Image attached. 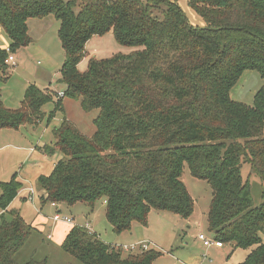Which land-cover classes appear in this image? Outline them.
Wrapping results in <instances>:
<instances>
[{
	"label": "trees",
	"instance_id": "obj_1",
	"mask_svg": "<svg viewBox=\"0 0 264 264\" xmlns=\"http://www.w3.org/2000/svg\"><path fill=\"white\" fill-rule=\"evenodd\" d=\"M177 2L0 0V28L9 41L8 52L0 46L1 80L15 65L6 62L9 54L32 42L31 19L55 18L64 52L62 95L28 85L16 110L0 98V129L38 123L52 102L50 121L63 99L96 111L91 135L64 117L52 145L40 148L61 157L35 182L40 206L61 215L62 206L92 210L103 201L116 234L134 223L146 226L151 211L188 219L194 200L181 180L186 165L211 189L206 221L213 241L249 250L241 264H264V192L254 206L249 183L251 175L264 183V0H187L202 26L190 24ZM109 32L131 51L88 57L79 71L89 39ZM246 70L262 80L251 106L230 98ZM244 166L250 172L243 180ZM22 188L15 175L0 182V264H48L41 254L49 236L9 209ZM59 248L79 264H155L161 255L154 249L124 255L123 247L80 226Z\"/></svg>",
	"mask_w": 264,
	"mask_h": 264
},
{
	"label": "rangeland",
	"instance_id": "obj_2",
	"mask_svg": "<svg viewBox=\"0 0 264 264\" xmlns=\"http://www.w3.org/2000/svg\"><path fill=\"white\" fill-rule=\"evenodd\" d=\"M177 3L190 24L202 26V20L188 7L187 0H178ZM58 27L59 22L52 16L43 20H29L28 31L32 42L19 51L17 65L11 68L8 78L0 79V98L5 108L12 110L20 108L28 85H34L41 91L49 90L59 96L62 95L64 85L58 80L64 52L57 37ZM6 44H8V38L2 33L0 45ZM86 51L87 56L78 65L81 72L86 68L88 57L102 59L119 52L129 53L131 49L118 44L113 34L109 32L102 36L91 37L86 43ZM261 85L262 80L259 74L254 70H246L231 89L230 98L251 106L253 97ZM53 99L56 100L55 97ZM62 102L63 110L57 112L50 121H47V118L54 109L52 102L42 107V120L38 123L24 124L16 130L0 129V182L9 181L13 175L17 180H21L23 172L33 174L36 170V160L28 159L30 149H34L36 145L51 146L52 131L59 126L64 117L71 120L82 131L85 128L94 130L92 120L97 115L96 111L85 113L80 109L78 102L70 99H63ZM91 133L86 132V135ZM54 156H46L45 160L52 162ZM249 172L247 166L241 169L243 180L248 178ZM181 180L194 200L193 213L188 219H182L171 212L151 211L146 226L134 223L130 231L121 234L114 233L112 226L107 222L103 201L95 203L92 210L83 203H77L71 207L62 206L59 213L72 220L73 225L54 222L52 219L58 213L56 208L49 204L40 206L39 201L35 199L25 200L24 193L12 201L10 209L18 211L24 221L33 228H39L45 238L47 234H50L51 239H47L48 244L45 243L48 248L42 247L47 253H40L48 257V264H79L66 256L59 248L72 226L88 228L107 245L136 246L134 250L124 251V255L144 250L141 248L144 244L143 246H147L148 249L161 253L155 264H241L244 262L249 250L232 249L231 245H224L223 248L203 246L198 238L199 235L213 241L206 221L211 189L206 182L194 178L186 165ZM249 183L253 205L257 206L262 201L264 183L254 175L249 177ZM24 185L28 186L29 183ZM33 191L36 196H39L36 188H33ZM32 248L34 245H29L28 249ZM21 257L26 259L25 254Z\"/></svg>",
	"mask_w": 264,
	"mask_h": 264
},
{
	"label": "crops",
	"instance_id": "obj_3",
	"mask_svg": "<svg viewBox=\"0 0 264 264\" xmlns=\"http://www.w3.org/2000/svg\"><path fill=\"white\" fill-rule=\"evenodd\" d=\"M2 33H3V31L0 28V37H1ZM8 45H9V41H8V44H6L5 46H1V45L0 46H1V48H4L6 50L8 48ZM17 60H18V53L16 55H14V64L15 65H17V63H16ZM82 132L86 134V132H90L91 133V132H93V130H91L90 128H85ZM41 147H42V145H36L34 149L33 148L30 149V152H29V155H28V159L29 160H33V159L36 160V170L31 175L27 174L26 172L21 173V180H19V181L22 182L23 188L19 191L17 197H20L24 193L23 194V196H24L23 199L26 200L27 198H29V195H30V198H32V200L35 199L36 201L37 200L39 201L38 197L40 196V192H38L39 194L37 193V195H39V196H36L35 194L31 195L29 190L30 189L33 190V188L35 189V182H36L37 178L39 176H41V175L47 176L48 174H50V172L53 169L54 164L61 158L60 155L55 154V156L53 155L55 157L53 159V161L52 162H47L45 160L46 155H44L41 152V150H40ZM27 182L29 183V185L28 186L24 185V183H27ZM39 204H40V201H39ZM10 208H11V205H10L9 209ZM0 214H1V212H0ZM66 225H73V224H66ZM37 229L39 231H41L39 228H37ZM48 236H49V240H50L51 239L50 234H47V237ZM221 248H223V246Z\"/></svg>",
	"mask_w": 264,
	"mask_h": 264
},
{
	"label": "built area",
	"instance_id": "obj_4",
	"mask_svg": "<svg viewBox=\"0 0 264 264\" xmlns=\"http://www.w3.org/2000/svg\"><path fill=\"white\" fill-rule=\"evenodd\" d=\"M6 51L8 52V48L6 49ZM6 62L8 64H14V55L13 54H9ZM30 194L33 195L34 191L32 189L29 190ZM54 206V205H53ZM54 222H60V223H64V224H72V220H70L68 217L66 216H62L60 214H55L53 219ZM199 240L202 241V244L204 247L208 248L210 246H215L217 248H221L222 244L220 242H215V241H211L207 238H205L203 235H199ZM144 245V244H143ZM141 248H143L144 250H146L147 246H143ZM136 246L133 247H123L124 251H130V250H134ZM148 249V248H147Z\"/></svg>",
	"mask_w": 264,
	"mask_h": 264
}]
</instances>
